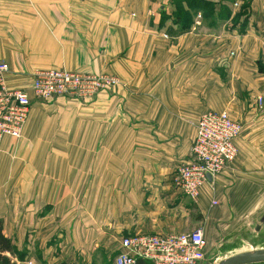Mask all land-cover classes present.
Listing matches in <instances>:
<instances>
[{"label": "crops", "instance_id": "obj_1", "mask_svg": "<svg viewBox=\"0 0 264 264\" xmlns=\"http://www.w3.org/2000/svg\"><path fill=\"white\" fill-rule=\"evenodd\" d=\"M171 3L0 0L10 83L64 66L125 84L86 101L29 91L22 135L0 143V218L19 248L76 260L116 253L122 235L202 226L208 238L264 212V0L251 1L243 26L230 23L236 8L183 26ZM206 109L227 110L242 129L235 158L192 198L174 178Z\"/></svg>", "mask_w": 264, "mask_h": 264}, {"label": "built area", "instance_id": "obj_2", "mask_svg": "<svg viewBox=\"0 0 264 264\" xmlns=\"http://www.w3.org/2000/svg\"><path fill=\"white\" fill-rule=\"evenodd\" d=\"M10 67L0 60V143L4 136L22 135L30 111L32 96L38 100L72 96L86 98L101 87L117 84L119 79L110 73H96L65 67L35 69L28 86L9 82ZM263 107V97H257ZM242 129L225 109L204 110L196 124L188 157L176 168L174 182L180 192L195 198L201 185L213 178L237 154L235 138ZM215 202V201H214ZM208 238L202 226L167 233L140 231L122 235L114 264H134L137 258L151 264H206Z\"/></svg>", "mask_w": 264, "mask_h": 264}, {"label": "rangeland", "instance_id": "obj_3", "mask_svg": "<svg viewBox=\"0 0 264 264\" xmlns=\"http://www.w3.org/2000/svg\"><path fill=\"white\" fill-rule=\"evenodd\" d=\"M251 1L252 0H172L171 5L173 4V9L177 5H180L185 10H188L186 12L189 17L187 21L196 24L199 23L200 19H204L205 17L210 19L213 16L215 17L216 16L215 15L216 13L214 12L215 8L223 12L221 13L224 14L222 15L223 17H228L230 15V12L236 8L237 13L232 16V20L230 23H232L233 19H236L237 22L240 23V26H243V24H246L247 19L249 17L248 11L251 5ZM172 11L173 10L171 8L170 12L167 15L171 16ZM240 17H241V22L238 21V18ZM163 35L168 36L167 33H164ZM60 67H64V66H60ZM38 69H45V68H38ZM34 70L30 72V76ZM74 70H81V69H74ZM90 72H95V71H90ZM100 72L110 73L105 71H100ZM100 72H96V73H100ZM110 74L116 75L114 73H110ZM118 79L119 82H117V84L113 83L105 87H101V89H99V91L97 92L103 90L111 91L119 85L124 86L125 84L120 80L119 77ZM32 96L33 98H35L33 94ZM92 96L93 95L88 96L86 98H75V99L86 101ZM65 97L74 98L72 96H65ZM52 99L54 98L45 99L42 101L52 100ZM262 108L263 107H261V109ZM257 216L258 214H256L253 218H256ZM257 219L254 220L257 221ZM253 223L248 222L247 224L237 227V229L234 230L230 229V227L225 229L222 226V224L221 226H217L215 230L211 229V231L208 233V253H207L206 264L217 263L221 258L229 256L234 253L243 252L247 250L250 251L253 248L259 249L264 247V226H262V228L259 231H255L254 228L252 227L254 225ZM16 247L18 249L16 253L11 254L9 252H6L5 254L8 258H10L9 264H59L61 262L65 264H114L113 262L114 253H111L112 251H107V253H105L104 251L100 252L99 250L98 251L94 250L92 252L93 254L91 255H87V254L80 256L76 255L75 257L76 260H70V259L60 260V258H53L52 260V257H50L49 259L47 257L42 258L41 253L40 254H37L36 252L30 253L25 246H23V248H19L16 245ZM249 264H264V261L249 263Z\"/></svg>", "mask_w": 264, "mask_h": 264}, {"label": "trees", "instance_id": "obj_4", "mask_svg": "<svg viewBox=\"0 0 264 264\" xmlns=\"http://www.w3.org/2000/svg\"><path fill=\"white\" fill-rule=\"evenodd\" d=\"M187 11L188 10H185L180 5H177L172 11L173 19L179 21L183 26H187L188 24H190V22L187 21V19L189 18L186 13ZM17 251L18 249L16 247V244L13 242L12 238L4 233L3 221L0 218V263L9 264L10 258H8L5 255L6 252L13 254V253H16ZM116 253H114V255ZM114 255H113V258H114ZM59 264H65V263L61 262ZM134 264H151V262L146 259L137 258Z\"/></svg>", "mask_w": 264, "mask_h": 264}, {"label": "water", "instance_id": "obj_5", "mask_svg": "<svg viewBox=\"0 0 264 264\" xmlns=\"http://www.w3.org/2000/svg\"><path fill=\"white\" fill-rule=\"evenodd\" d=\"M207 177L208 180L212 179L210 174H207ZM262 225H264V212L260 215L258 221L254 224V229L259 230ZM263 261L264 249H258L231 254L229 256L221 258L217 263L214 264H249Z\"/></svg>", "mask_w": 264, "mask_h": 264}, {"label": "bare ground", "instance_id": "obj_6", "mask_svg": "<svg viewBox=\"0 0 264 264\" xmlns=\"http://www.w3.org/2000/svg\"><path fill=\"white\" fill-rule=\"evenodd\" d=\"M259 249H264V247H262V248H259ZM251 250H258V249H256V248H253V249H251ZM251 250H250V251H251ZM247 251H248V250H247Z\"/></svg>", "mask_w": 264, "mask_h": 264}]
</instances>
